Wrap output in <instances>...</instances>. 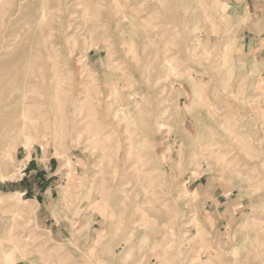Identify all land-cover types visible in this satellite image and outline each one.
<instances>
[{
    "label": "rangeland",
    "instance_id": "obj_1",
    "mask_svg": "<svg viewBox=\"0 0 264 264\" xmlns=\"http://www.w3.org/2000/svg\"><path fill=\"white\" fill-rule=\"evenodd\" d=\"M235 33L220 0H0L8 264H91L115 244L131 264H264V95L220 88ZM31 156L70 209L90 206L83 261L11 186Z\"/></svg>",
    "mask_w": 264,
    "mask_h": 264
},
{
    "label": "crops",
    "instance_id": "obj_2",
    "mask_svg": "<svg viewBox=\"0 0 264 264\" xmlns=\"http://www.w3.org/2000/svg\"><path fill=\"white\" fill-rule=\"evenodd\" d=\"M220 2L231 25L236 28L235 43L229 50L231 53L228 54L230 55V63L224 70L230 74L221 79L220 88L226 89L228 93L233 91L239 94L240 99H243L242 101H245L243 96L249 92H253L250 93L252 97L257 96L258 93L264 95V0H220ZM262 99L264 100V97ZM244 104L242 113H247L249 111V107L246 106L248 103L244 102ZM262 105L264 106V102ZM242 123L246 127H254V120L251 118L245 121L243 119ZM258 129V138L264 147V127ZM48 163L49 161L43 166L35 156H31L29 160L23 163L27 166V178L11 186L15 191L28 193L26 201H30L38 207L37 215L41 225L56 239L54 241L56 247L61 250L76 249V254L71 256L83 261L80 250L88 249L90 251L95 247V242L92 241L95 231L85 224L90 216V206L88 207L84 203L79 205L77 202L74 208L68 207L67 202L75 200L74 195L61 192L65 187L63 178L52 180L46 176L45 171ZM201 184H197L196 189H199L198 185ZM39 186L40 189L38 190ZM5 188L8 186L6 185ZM76 211H80L79 216L74 214ZM70 219L76 223L72 224ZM80 222L81 224H79ZM3 232V221L0 214V233ZM77 233L78 236H73ZM49 246L50 244L45 248ZM119 248L120 244H115L111 256L93 257L91 262L93 264H131V261H124L123 250H119ZM68 256L67 252L60 254V264H68ZM5 257L4 247L0 246V264H8ZM13 264L47 263L41 255L34 253L28 254L24 258L18 256Z\"/></svg>",
    "mask_w": 264,
    "mask_h": 264
},
{
    "label": "bare ground",
    "instance_id": "obj_3",
    "mask_svg": "<svg viewBox=\"0 0 264 264\" xmlns=\"http://www.w3.org/2000/svg\"><path fill=\"white\" fill-rule=\"evenodd\" d=\"M127 20H128V19H127ZM187 23H188V22H187ZM184 31H185V30H184ZM184 33H185V32H184ZM145 46H146V45H145ZM225 50H226V49H225ZM224 54H225V53H224ZM224 54H223V56H224ZM0 57H2V56H0ZM83 59H84V58H83ZM225 60H226V59H225ZM223 61H224V59H223ZM26 63H27V62H26ZM29 64H30V63H29ZM14 92H15V90H14ZM4 113H5V112H4ZM25 113H26V111H25L24 108H23V109H22L21 116L24 117V116H25ZM204 152H205V151H204ZM1 154H2V153H1ZM1 154H0V155H1ZM194 155H195V154H194ZM191 156H192V155H191ZM196 156H198V154H197ZM196 156H195V158H196ZM6 157H7V155H6ZM193 157H194V156H193ZM190 158H191V157H190ZM0 160H1V159H0ZM191 160H192V158H191ZM2 161H3V160H2ZM11 174H12V173H11ZM11 174H10V176H12ZM1 178H2V177H1ZM4 179H5V178H4ZM8 179H9V178H8ZM25 201H26V200H25ZM257 257H258V256H257ZM258 258H259V257H258ZM159 261H160V260H159Z\"/></svg>",
    "mask_w": 264,
    "mask_h": 264
}]
</instances>
